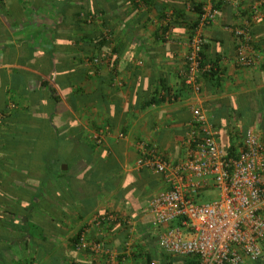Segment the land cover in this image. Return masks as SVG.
I'll list each match as a JSON object with an SVG mask.
<instances>
[{"label": "crops", "instance_id": "1", "mask_svg": "<svg viewBox=\"0 0 264 264\" xmlns=\"http://www.w3.org/2000/svg\"><path fill=\"white\" fill-rule=\"evenodd\" d=\"M201 1L0 0V108L15 110L0 140V264H198L159 245L180 221L154 224L148 203L167 184L136 165L139 143L181 161L194 106L225 151L240 150L248 128L264 142V6L219 0L202 29L216 69L196 92L182 71ZM238 26L253 66L236 62ZM98 213L115 220L91 225L96 251L78 235Z\"/></svg>", "mask_w": 264, "mask_h": 264}, {"label": "built area", "instance_id": "2", "mask_svg": "<svg viewBox=\"0 0 264 264\" xmlns=\"http://www.w3.org/2000/svg\"><path fill=\"white\" fill-rule=\"evenodd\" d=\"M262 6L264 0H255V11ZM218 15L215 0L201 1L182 71L186 85L196 92L201 89V76L216 69L215 64L205 61L202 29L216 22ZM233 32L238 39L236 62L253 66L256 58L249 29L238 26ZM106 130L93 134L95 143L103 142ZM184 144L186 156L173 163L147 141L139 143L142 154L136 165L160 173L167 184L148 203L154 224L180 221L162 233L161 249L171 256H196L198 264H264V142L259 134L248 128L241 149L230 154L219 143V129L200 106H194ZM209 186L217 195L201 201V192ZM114 220L112 213L95 214L78 235V244L101 250L99 243L88 242L90 227Z\"/></svg>", "mask_w": 264, "mask_h": 264}, {"label": "trees", "instance_id": "3", "mask_svg": "<svg viewBox=\"0 0 264 264\" xmlns=\"http://www.w3.org/2000/svg\"><path fill=\"white\" fill-rule=\"evenodd\" d=\"M215 2H216V6L218 8H220L221 1L215 0ZM85 16H86V14H85ZM100 43H101V41H100ZM14 112H15V110L13 108H11L10 105L5 106L4 108H0V140H1L2 132H3L4 128L7 124V122L9 121V119L12 118ZM229 153L234 154L233 151H230ZM62 172H66V171H62Z\"/></svg>", "mask_w": 264, "mask_h": 264}, {"label": "rangeland", "instance_id": "4", "mask_svg": "<svg viewBox=\"0 0 264 264\" xmlns=\"http://www.w3.org/2000/svg\"><path fill=\"white\" fill-rule=\"evenodd\" d=\"M209 199H211L210 196L208 194L203 193V191H202L200 200L205 201V200H209Z\"/></svg>", "mask_w": 264, "mask_h": 264}]
</instances>
